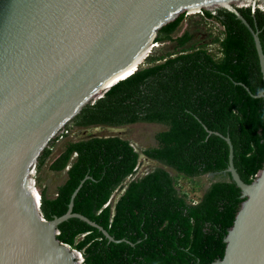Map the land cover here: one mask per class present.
<instances>
[{"label": "trees", "instance_id": "16d2710c", "mask_svg": "<svg viewBox=\"0 0 264 264\" xmlns=\"http://www.w3.org/2000/svg\"><path fill=\"white\" fill-rule=\"evenodd\" d=\"M238 11L248 25L224 8L216 15L205 11L223 29L224 37L216 39L220 57L204 47L185 49L189 32L174 38L186 17L180 15L156 38L176 42L180 52L150 55L146 66L87 105L66 126L68 131L136 123L163 128L155 134L156 143L141 153L121 137L91 136L66 141L50 163L52 172L66 170L67 179L53 198L45 191L36 193L44 217L64 215L73 193L90 176L73 211L115 240H126L109 242L101 231L76 218L62 223L58 240L81 252L84 264H211L223 258L224 238L244 201L231 175L224 174L230 150L223 137L232 141L234 165L245 183H252L264 167V98L259 97L264 94V79L254 36L257 33L264 54V11L251 7ZM57 140L42 153L39 169L52 157ZM141 155L159 166L134 178ZM209 175L211 184L197 203H191L180 179Z\"/></svg>", "mask_w": 264, "mask_h": 264}, {"label": "water", "instance_id": "95a60500", "mask_svg": "<svg viewBox=\"0 0 264 264\" xmlns=\"http://www.w3.org/2000/svg\"><path fill=\"white\" fill-rule=\"evenodd\" d=\"M236 2L0 0V264H81L80 252L57 238L59 226L72 218L109 242H126L73 211L90 176L73 193L68 211L47 220L41 196L36 201L32 194L38 161L87 105L140 69L163 27L196 9L203 14L220 8L247 24L238 9L248 6ZM254 36L264 79V54ZM223 138L230 150L224 174L244 201L224 238L223 258L211 264H264V167L245 183L234 165L232 141Z\"/></svg>", "mask_w": 264, "mask_h": 264}, {"label": "rangeland", "instance_id": "374dc122", "mask_svg": "<svg viewBox=\"0 0 264 264\" xmlns=\"http://www.w3.org/2000/svg\"><path fill=\"white\" fill-rule=\"evenodd\" d=\"M248 7H251L253 9L260 8L259 3L250 5ZM196 10L197 11H193V15H188L183 19L179 29L174 34V38H180L186 32H189L191 35V40L186 44V46L184 47L185 49L189 50L194 46L196 48L204 47L215 56L220 57V45L216 41V39H222L224 37L222 27L214 19L207 18L205 12H203V14H198L199 11L198 9ZM262 10L264 11V9ZM207 12L216 15L217 10ZM180 51L181 48H176V42L174 41L157 42L150 55L158 57H168L169 55H175ZM142 66H146V63L144 62ZM162 130V126L148 123H136L114 128L104 126H96L90 128L74 127L69 132V135L65 137L60 143H55L52 157L44 162L41 169H39L38 167V161L36 170L37 176L34 180L35 182L33 185V190L35 193H40V195L42 191H45L49 197H55L57 192L56 188L67 177L65 172L66 170L60 173H55L49 170V165L55 158L58 157L60 152L63 150V144L68 140L79 141L91 136H118L122 139L129 140L135 147V149L141 153L142 150L147 149L156 143L155 134ZM157 166H159L158 163L141 155L139 160V167L134 178L146 174V172H148L149 170L151 171ZM169 171H171L174 176H178L175 172H173L172 169H169ZM211 182L212 180L209 178V176H203L195 180L181 178L180 187L181 190L187 194V199L190 200L191 203H197L201 199L205 188H207L211 184ZM119 194V192L116 193L113 199H118Z\"/></svg>", "mask_w": 264, "mask_h": 264}, {"label": "clouds", "instance_id": "9594fccd", "mask_svg": "<svg viewBox=\"0 0 264 264\" xmlns=\"http://www.w3.org/2000/svg\"><path fill=\"white\" fill-rule=\"evenodd\" d=\"M252 9H253V8H252ZM254 9H256V8H254ZM254 9H253V10H254ZM258 9L262 10L261 8H258ZM262 11H263V10H262ZM73 128H74V127H73ZM64 131H68V130H66V127L63 128V129L61 130V132L59 133V135H58L56 138H58V137L61 135V133H63ZM70 131H71V130H70ZM70 131H68V134H69ZM65 135H66V134H65ZM56 138H55V139H56ZM64 138H65V137H64ZM64 138H63V139H64ZM55 139H54V140H55ZM113 197H114V196H113ZM189 201H190V200H189ZM193 204H194V203H193ZM77 251H78V250H77ZM80 254H81V255H80V262H81V264H84V257H83V254H82L81 252H80Z\"/></svg>", "mask_w": 264, "mask_h": 264}, {"label": "bare ground", "instance_id": "6f19581e", "mask_svg": "<svg viewBox=\"0 0 264 264\" xmlns=\"http://www.w3.org/2000/svg\"><path fill=\"white\" fill-rule=\"evenodd\" d=\"M241 1H244V0H241ZM264 0H254V1H246V2H249V3H251L252 2V4L253 5H255L256 3H258V2H261V4H262V6L264 5V2H263ZM264 7V6H263ZM127 71V70H126ZM34 184L32 183V186H33ZM34 187V186H33ZM32 194H33V196H34V198H35V200L37 201V196H36V193L34 192V191H32Z\"/></svg>", "mask_w": 264, "mask_h": 264}, {"label": "built area", "instance_id": "2783aa9c", "mask_svg": "<svg viewBox=\"0 0 264 264\" xmlns=\"http://www.w3.org/2000/svg\"><path fill=\"white\" fill-rule=\"evenodd\" d=\"M62 134H68V131H64L63 133H61V135L58 137V140L56 141V142H61L62 140H63V136H62Z\"/></svg>", "mask_w": 264, "mask_h": 264}, {"label": "crops", "instance_id": "0c3cea01", "mask_svg": "<svg viewBox=\"0 0 264 264\" xmlns=\"http://www.w3.org/2000/svg\"><path fill=\"white\" fill-rule=\"evenodd\" d=\"M65 172H66V176H67V171H65ZM66 179H67V177H66ZM66 179H65L60 185H62V184L66 181ZM60 185H59V186H60ZM59 186H58V187H59ZM58 187H57V188H58ZM57 188H56V191H57ZM55 196H56V195H55ZM51 198H53V197H51Z\"/></svg>", "mask_w": 264, "mask_h": 264}, {"label": "flooded vegetation", "instance_id": "af4514ba", "mask_svg": "<svg viewBox=\"0 0 264 264\" xmlns=\"http://www.w3.org/2000/svg\"><path fill=\"white\" fill-rule=\"evenodd\" d=\"M210 177H213V175H209V178H210Z\"/></svg>", "mask_w": 264, "mask_h": 264}]
</instances>
